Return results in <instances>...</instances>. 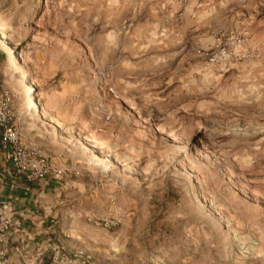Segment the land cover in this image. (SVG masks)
Here are the masks:
<instances>
[{"label": "rangeland", "instance_id": "1", "mask_svg": "<svg viewBox=\"0 0 264 264\" xmlns=\"http://www.w3.org/2000/svg\"><path fill=\"white\" fill-rule=\"evenodd\" d=\"M0 80L63 169L33 237L97 264H264V0H0Z\"/></svg>", "mask_w": 264, "mask_h": 264}, {"label": "built area", "instance_id": "2", "mask_svg": "<svg viewBox=\"0 0 264 264\" xmlns=\"http://www.w3.org/2000/svg\"><path fill=\"white\" fill-rule=\"evenodd\" d=\"M13 94L0 80V140L7 150L8 169L0 171V178L6 175L21 179L27 183H39L49 177L59 178L63 169L56 167L50 158L39 148L27 146L21 139V132L15 124V115L11 110ZM18 184L11 182L8 190L12 193ZM12 196V197H11ZM9 196L0 193V264L8 263L9 246L14 240V230L17 224L15 218V201L20 198L13 194ZM37 248L34 257L26 264H37L48 252L57 264H97L84 251H75L65 256L62 246L52 239H32Z\"/></svg>", "mask_w": 264, "mask_h": 264}, {"label": "crops", "instance_id": "3", "mask_svg": "<svg viewBox=\"0 0 264 264\" xmlns=\"http://www.w3.org/2000/svg\"><path fill=\"white\" fill-rule=\"evenodd\" d=\"M7 150L3 147L0 140V171L8 169L9 163L6 159ZM18 184L17 188L10 193L8 185L11 182ZM46 186L44 183L35 184L27 183L18 178L6 175L0 178V193L11 196L12 194L20 198L15 201V218L17 224L14 230V240L9 246L8 263L7 264H26L30 261L37 250L32 239H40L33 237L30 233H39L43 230L42 223L36 222L41 217L39 213L42 209L49 208V200L46 199ZM12 197V196H11ZM65 249V247H62ZM37 264H57L53 261L51 253H46Z\"/></svg>", "mask_w": 264, "mask_h": 264}, {"label": "bare ground", "instance_id": "4", "mask_svg": "<svg viewBox=\"0 0 264 264\" xmlns=\"http://www.w3.org/2000/svg\"><path fill=\"white\" fill-rule=\"evenodd\" d=\"M31 85V84H30Z\"/></svg>", "mask_w": 264, "mask_h": 264}]
</instances>
